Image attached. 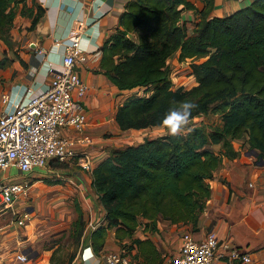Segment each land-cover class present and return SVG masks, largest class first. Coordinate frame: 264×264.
<instances>
[{"label": "trees", "instance_id": "obj_1", "mask_svg": "<svg viewBox=\"0 0 264 264\" xmlns=\"http://www.w3.org/2000/svg\"><path fill=\"white\" fill-rule=\"evenodd\" d=\"M33 1L21 9L32 16L31 26L44 13V6ZM204 1L200 9L192 0H128L120 25L101 46L105 73L120 88L144 90L118 106L116 118L122 128L161 124L169 108L185 101L198 105L191 118L220 112L222 123L211 129L195 124L179 137L167 132L147 136L113 148L93 167L92 186L106 208L107 220L92 231L97 250L105 243L108 227H115L122 238L133 234L141 216L156 223L162 215L192 223L196 229L212 192L209 179L223 160L210 143L222 142L225 153L235 157L240 153L235 139L247 135L249 148L259 151L256 160L264 163V0H252L224 15H210L214 0ZM19 2L0 0V38L9 44ZM185 8H194L198 14L192 32L182 16ZM134 31L138 40L131 36ZM177 49L180 60L191 58L197 79L192 87L174 86L167 59ZM198 57L202 59L196 61ZM7 61L5 54L0 65ZM75 209L69 235L78 246L87 220L77 198ZM51 246H55L51 264L72 263L77 246L68 251L61 240Z\"/></svg>", "mask_w": 264, "mask_h": 264}, {"label": "crops", "instance_id": "obj_2", "mask_svg": "<svg viewBox=\"0 0 264 264\" xmlns=\"http://www.w3.org/2000/svg\"><path fill=\"white\" fill-rule=\"evenodd\" d=\"M37 1L44 6V13L36 24L31 26L32 16L21 12L24 5L30 7L34 1L20 0L11 27L12 43L0 38V59L8 55L7 63L0 65V108L11 110L16 102L45 89L54 72L63 67L69 35L78 31L80 44L88 54L86 61L78 63V68L89 84V90L83 101L88 123L85 131L76 135L88 132L93 136L94 143L89 148L93 166L107 157L113 148L124 147L117 144L119 135L125 131L144 130L149 137L165 133L162 124L140 128L120 126L116 118L118 106L141 87L120 88L101 66V46L120 25L128 0ZM192 1L200 9L205 6L204 0ZM251 1L214 0L210 15L230 13ZM197 15L194 8H185L182 12L190 32ZM131 36L138 40L137 32H131ZM179 52V49L175 50L167 59L171 69L177 66L176 62L180 63ZM3 93H7L6 100ZM150 131L158 132L150 134ZM235 141L240 151L235 157L225 153L222 142L209 144L217 153H222L223 160L209 179L212 192L200 214L195 235L204 236L210 229L218 233L219 248L226 254L217 258L216 264H264V163L256 160L258 155L245 151L249 143L244 136ZM83 147L81 144L80 148ZM17 176H25L31 185L28 193L18 197L13 206L0 210L1 264H51L55 246L43 245L39 242L40 237L71 227L77 215L75 198L91 225H86L71 264H110L105 253L112 250L128 253L137 264H163L178 251L183 230L188 226L194 228L192 223L174 222L162 215H158L156 223L141 216L131 235L120 238L115 227H108L105 243L97 250L93 245L92 231L107 224V220L106 208L92 186L93 170L71 160ZM24 210L31 212V218L20 224L15 215ZM46 222L54 226H40ZM137 237L144 241L138 243L134 240ZM226 242L249 253L251 260L244 262L238 257H230L228 248L222 245ZM20 252L28 254L26 261L18 258Z\"/></svg>", "mask_w": 264, "mask_h": 264}, {"label": "built area", "instance_id": "obj_3", "mask_svg": "<svg viewBox=\"0 0 264 264\" xmlns=\"http://www.w3.org/2000/svg\"><path fill=\"white\" fill-rule=\"evenodd\" d=\"M87 59L88 54L80 44V33H71L63 67L54 72L49 85L32 97L16 102L11 110L0 108V210L13 206L18 197L28 193L31 181L25 176L16 177L19 173L47 169L53 160H76L83 168L93 169L89 149L94 143L93 136L88 132L76 135L85 131L88 123L83 101L89 84L78 68V63ZM2 97L6 100L7 93ZM15 216L20 224H25L31 212L18 211ZM220 244L214 229L199 237L193 227H187L181 234L178 251L163 264H216L217 258L226 254L220 250ZM222 245L228 248L230 257L244 262L251 260L250 254L240 247L227 242ZM105 256L110 264H137L123 251H108ZM18 258L26 261L28 254L20 252Z\"/></svg>", "mask_w": 264, "mask_h": 264}, {"label": "rangeland", "instance_id": "obj_4", "mask_svg": "<svg viewBox=\"0 0 264 264\" xmlns=\"http://www.w3.org/2000/svg\"><path fill=\"white\" fill-rule=\"evenodd\" d=\"M193 29H194V27H193ZM201 59H202V57H198L195 60L199 61ZM179 61H180V63L176 62L177 66H174V68H172V73H171V74H173L172 78L174 77L173 79H175V81L173 80L174 86L175 87H179V86L192 87L194 84L197 83V79H196V75H195L193 68H192V65H191V58H186L183 60L179 59ZM142 91H144V90L141 87V88L136 89L135 92L142 93ZM199 123H204V124H206V126L209 129H211L212 127L222 123V114L220 112H212V111H210L208 113H200V114H198V115H196L190 119V124L188 127L190 128L193 125L199 124ZM143 131L144 130H128V131H125L124 133L119 135L117 145L126 146L130 143H137L141 139L147 137ZM162 131L167 132V130L165 128H162ZM156 132H158V131H150V134L156 133ZM246 137H247V135L245 136V138ZM76 216H75V218H76ZM74 219H73V221H74ZM73 221H72V224H73ZM40 226L45 228L46 226H54V225H52L50 222H46ZM188 227H191V226H188ZM69 228H70V226H67V228H65V230H66L65 234H63V232H62L63 229L62 230L60 229V230H54V231L50 232L49 234H46V236H41L39 242H42L43 245H45V246H50V245L56 243L58 240H61L63 242V245L65 246V248L68 251H72L73 249L76 248L77 245L74 243V239L71 238L69 235V230H70ZM41 235H43V234H41ZM16 264H18V263H16Z\"/></svg>", "mask_w": 264, "mask_h": 264}, {"label": "clouds", "instance_id": "obj_5", "mask_svg": "<svg viewBox=\"0 0 264 264\" xmlns=\"http://www.w3.org/2000/svg\"><path fill=\"white\" fill-rule=\"evenodd\" d=\"M198 105L193 102L185 101L178 107L173 106L165 113L161 124L167 130V133L172 137L187 135L191 131L189 128L192 111Z\"/></svg>", "mask_w": 264, "mask_h": 264}, {"label": "water", "instance_id": "obj_6", "mask_svg": "<svg viewBox=\"0 0 264 264\" xmlns=\"http://www.w3.org/2000/svg\"><path fill=\"white\" fill-rule=\"evenodd\" d=\"M247 153H249V154L253 153V154H256V155H258L259 151H258V149H257V148H255V147H251V148H249V149L247 150ZM259 162H260V163H262V162H263V160H262V159H260V160H259Z\"/></svg>", "mask_w": 264, "mask_h": 264}]
</instances>
